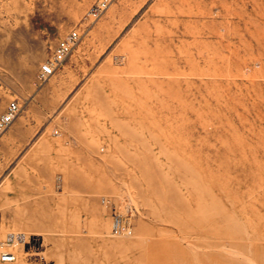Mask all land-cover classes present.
Instances as JSON below:
<instances>
[{"label": "rangeland", "instance_id": "374dc122", "mask_svg": "<svg viewBox=\"0 0 264 264\" xmlns=\"http://www.w3.org/2000/svg\"><path fill=\"white\" fill-rule=\"evenodd\" d=\"M96 2L0 0V264H264V0Z\"/></svg>", "mask_w": 264, "mask_h": 264}, {"label": "built area", "instance_id": "2783aa9c", "mask_svg": "<svg viewBox=\"0 0 264 264\" xmlns=\"http://www.w3.org/2000/svg\"><path fill=\"white\" fill-rule=\"evenodd\" d=\"M114 0H97L87 14V20H98L105 11L113 4ZM81 35L79 30L70 32L64 39H62L56 46L51 58L42 64L38 76L40 82H46L52 78L56 72L64 65L67 59L74 52L79 45ZM20 106L18 102H11L6 111L0 116V137L11 127L20 113ZM103 204L110 207L112 210L113 224L112 228L115 234L122 236H131L133 228L131 225V215L122 214V210L111 199L104 198ZM14 242L15 240L9 239ZM17 257L13 253H4L1 256V261L4 263H14Z\"/></svg>", "mask_w": 264, "mask_h": 264}, {"label": "crops", "instance_id": "0c3cea01", "mask_svg": "<svg viewBox=\"0 0 264 264\" xmlns=\"http://www.w3.org/2000/svg\"><path fill=\"white\" fill-rule=\"evenodd\" d=\"M16 140H17V138L15 137V139H14L15 143L17 142ZM16 150L17 149L15 148L14 151H16ZM0 151H1L0 154H4V155H9L10 156L11 150L8 147H1Z\"/></svg>", "mask_w": 264, "mask_h": 264}, {"label": "bare ground", "instance_id": "6f19581e", "mask_svg": "<svg viewBox=\"0 0 264 264\" xmlns=\"http://www.w3.org/2000/svg\"><path fill=\"white\" fill-rule=\"evenodd\" d=\"M21 235H22V234H21ZM12 238H13V237H12ZM14 240H15V239H14ZM19 241H22V237H21V236L19 237ZM23 241H24V240H23Z\"/></svg>", "mask_w": 264, "mask_h": 264}]
</instances>
